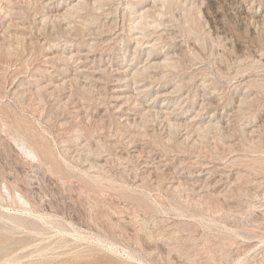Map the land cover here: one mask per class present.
<instances>
[{
    "label": "rangeland",
    "instance_id": "rangeland-1",
    "mask_svg": "<svg viewBox=\"0 0 264 264\" xmlns=\"http://www.w3.org/2000/svg\"><path fill=\"white\" fill-rule=\"evenodd\" d=\"M76 1L0 0V191L49 220L0 223V264H264V0H179L142 47L127 0Z\"/></svg>",
    "mask_w": 264,
    "mask_h": 264
},
{
    "label": "bare ground",
    "instance_id": "bare-ground-1",
    "mask_svg": "<svg viewBox=\"0 0 264 264\" xmlns=\"http://www.w3.org/2000/svg\"><path fill=\"white\" fill-rule=\"evenodd\" d=\"M8 1H12V0H8ZM104 0H77L76 2L72 3L69 5L70 7H67V9L64 12H59L56 14H52L53 16L56 17H61V18H68L72 13H74V11H79L81 9L84 8H92V9H97V8H101V4ZM152 1L154 3V6H156L155 10L153 9V7L150 8H144L143 4L148 2V0H136V3H133L132 0H127L126 2V8L130 11L131 14H134V17L132 19V24L130 26V31H135L137 29L136 32H133V37L132 39L137 43V47H142L145 43H149L150 41L147 40V42L144 40L147 36V33L145 32V30H151V29H155L157 30L158 28H160L162 26V24L165 23H161L162 20H159L158 17H156V15L159 16H163L165 14H167L166 12L169 10H172L173 7L175 5L178 6V2L179 0H149ZM4 2V1H3ZM6 2V1H5ZM15 3V2H14ZM152 3V4H153ZM151 4V5H152ZM192 5V4H191ZM190 5V6H191ZM10 6V5H9ZM136 6L140 7V8H135ZM143 6V7H142ZM6 9V8H5ZM9 9V8H7ZM6 9V10H7ZM55 10H57V8H54ZM4 10V9H3ZM118 10V9H117ZM58 12V11H56ZM121 12V11H120ZM9 13V12H8ZM7 14V13H6ZM132 16V15H131ZM257 21V20H256ZM23 26V25H22ZM6 31V29H5ZM20 35V34H19ZM11 40V39H10ZM161 40V36L159 35L158 38H156L154 43H151L150 46V52L149 55H152L154 53V51L156 50V47H158V44L160 43ZM1 42V41H0ZM17 43V42H16ZM11 45L6 43L4 41L3 45L2 42L0 43V47H10ZM53 56V55H52ZM167 61H169L168 58H166L163 61H153V59H151L149 61V65L145 66L143 69L142 68H138L135 69L134 71H130L128 72V70H124L122 71L120 68H117V73H120L121 75L125 76H140V75H146L148 77H153V75L151 74L152 72H154V70H152L153 67H159V66H168L170 65ZM5 69V68H4ZM120 76L117 79L122 81L125 80V78ZM147 77V78H148ZM97 78V77H96ZM63 79V78H62ZM90 79V78H89ZM154 79V78H153ZM82 80V79H81ZM65 82V80H64ZM61 84V83H60ZM64 84V83H63ZM85 84V83H84ZM81 85V84H80ZM82 86V85H81ZM138 89V88H137ZM136 89V90H137ZM140 89V88H139ZM148 89H141L139 90V93L145 92ZM122 92H117L115 99L118 101L123 100H129L132 98V96L127 95V91L125 90H119ZM245 98V97H244ZM246 100V99H245ZM162 102V101H161ZM155 103V102H154ZM147 112L149 113H162L163 112V107L162 106H155V105H150L149 107L147 106ZM123 113V112H122ZM130 113V112H127ZM126 116V115H125ZM131 116V115H130ZM195 118V117H194ZM130 117H125V120H129ZM167 121V120H166ZM127 122V121H126ZM170 122V121H168ZM175 122V121H174ZM171 123V122H170ZM209 123V122H208ZM207 123V124H208ZM192 124V123H191ZM206 124V125H207ZM193 125V124H192ZM215 126V124H209L207 125V128L213 127ZM216 127V126H215ZM10 128V127H9ZM205 129V128H204ZM8 130V129H7ZM16 134V133H15ZM19 136V135H18ZM19 138V137H18ZM25 139V138H24ZM23 138L21 139V144L25 149L26 152L28 154H30L34 159H38L40 156V152L41 150L39 149V147L36 145V143H31L28 140H24ZM170 140V139H169ZM20 141V140H19ZM20 143V142H19ZM21 146V147H22ZM25 151V150H24ZM36 159V160H37ZM40 160V159H39ZM98 165V164H97ZM101 165V164H99ZM159 171V170H158ZM180 180V179H178ZM4 188H6L7 190V195H5V191H0V200L2 202L7 201L8 197H11V200L13 201L14 204H16L19 208L22 209L23 212L21 213H14L11 212V210H6L4 212L0 213V223L5 227V226H13L14 228H31L34 226L35 224V220H38L39 222H42L41 224H49V220L46 218H37L36 215L33 214V208L28 206V201L25 199H21L24 198L21 194L20 196H17V194L11 192L10 188L6 185ZM16 192V191H15ZM22 200V201H21ZM30 204V203H29ZM1 207H3L1 205ZM10 209V208H9ZM18 210V209H17ZM20 211V210H19ZM37 218V219H36ZM51 222V221H50ZM53 222V221H52ZM61 222V221H60ZM53 225V224H52ZM47 226V225H46ZM55 228V232L56 234V239L53 242H49L47 244H45L43 247L39 248L38 250H36L35 253H38V255H40L42 258H47V251L51 248V246L55 243L58 242H64L68 237V235L72 234V232L68 231L67 228H65L63 226V224L59 225H54L53 226ZM53 228V229H54ZM75 233V232H74ZM76 234V233H75ZM79 235V234H78ZM77 236V235H76ZM52 237V236H51ZM74 237V235H73ZM72 238V237H71ZM49 239V238H48ZM74 239V238H73ZM76 239V237H75ZM77 239L79 240V237L77 236ZM47 241V240H46ZM80 241V240H79ZM75 242V241H74ZM73 242V243H74ZM72 243V244H73ZM63 247V246H62ZM66 247V246H65ZM250 249V248H249ZM80 251V250H79ZM78 252V251H77ZM113 253V251H112ZM132 254V253H131ZM15 255V254H14ZM130 255V254H129ZM17 256V255H16ZM133 256V255H130ZM50 258V257H49ZM134 258V256L132 257V259ZM131 260V258H130ZM137 264V263H136Z\"/></svg>",
    "mask_w": 264,
    "mask_h": 264
}]
</instances>
